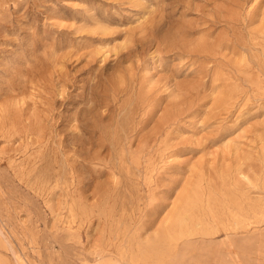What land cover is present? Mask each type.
Returning a JSON list of instances; mask_svg holds the SVG:
<instances>
[{"label": "rangeland", "instance_id": "obj_1", "mask_svg": "<svg viewBox=\"0 0 264 264\" xmlns=\"http://www.w3.org/2000/svg\"><path fill=\"white\" fill-rule=\"evenodd\" d=\"M0 264H264V0H0Z\"/></svg>", "mask_w": 264, "mask_h": 264}, {"label": "bare ground", "instance_id": "obj_2", "mask_svg": "<svg viewBox=\"0 0 264 264\" xmlns=\"http://www.w3.org/2000/svg\"><path fill=\"white\" fill-rule=\"evenodd\" d=\"M9 243V242H8Z\"/></svg>", "mask_w": 264, "mask_h": 264}]
</instances>
